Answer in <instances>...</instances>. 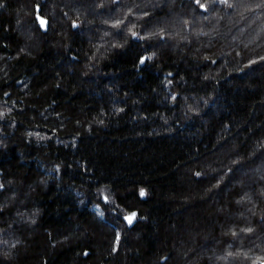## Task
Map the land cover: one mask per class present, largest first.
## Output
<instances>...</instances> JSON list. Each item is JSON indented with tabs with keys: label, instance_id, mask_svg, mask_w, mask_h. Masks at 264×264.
<instances>
[{
	"label": "trees",
	"instance_id": "obj_1",
	"mask_svg": "<svg viewBox=\"0 0 264 264\" xmlns=\"http://www.w3.org/2000/svg\"><path fill=\"white\" fill-rule=\"evenodd\" d=\"M231 3L0 0V264L264 259V4Z\"/></svg>",
	"mask_w": 264,
	"mask_h": 264
},
{
	"label": "snow or ice",
	"instance_id": "obj_2",
	"mask_svg": "<svg viewBox=\"0 0 264 264\" xmlns=\"http://www.w3.org/2000/svg\"><path fill=\"white\" fill-rule=\"evenodd\" d=\"M211 2V11H210V6H209V0H204V2H202V0H192V3L197 6L196 7V10L199 11V12H203V13H208L209 16L211 15V12L213 11H216L217 8L219 6H228L229 8H231L233 6V4L231 3V0H210ZM261 3L264 4V0H261ZM0 7H3L2 4H0ZM260 7V4H257V8ZM36 21L39 23V26L41 29H43L44 31H47V25H48V22L46 19H44L42 16L39 15V8L37 7L36 9ZM148 13H144V15H147ZM205 19L209 18V17H204ZM121 23H123V21L121 19H117L115 21L114 24H112V27L114 28H119ZM74 28L77 27L78 25L74 22L73 25H72ZM134 26V25H133ZM146 35H148L147 33L145 34H141V33H138V32H131V36L133 37V39H139V40H144L146 38ZM164 37L161 36V39H163ZM152 57L151 56H142L140 59H139V63L141 65L145 64L146 61L150 60ZM260 59L264 60V57H260ZM256 61L253 60L251 61V63H255ZM169 75H171V73H169ZM169 83H171V81H169ZM172 99H176V97H172ZM4 113L3 112H0V117H3ZM197 176L200 175V173H196ZM139 195L141 197L145 196L146 193L144 192L143 189H141ZM103 201L104 203H108L109 202V199H108V196L107 195H103ZM99 215H102V213H98ZM136 218V213L135 212H131L129 215H126L123 217V219L129 224L131 225L133 223V221L135 220ZM248 231H251V229H248ZM233 235H235V233H233ZM116 243L118 245L119 243V240H120V236L119 234H117L116 238ZM115 250V249H114ZM256 264H264V259H261V260H258L256 262Z\"/></svg>",
	"mask_w": 264,
	"mask_h": 264
},
{
	"label": "water",
	"instance_id": "obj_3",
	"mask_svg": "<svg viewBox=\"0 0 264 264\" xmlns=\"http://www.w3.org/2000/svg\"><path fill=\"white\" fill-rule=\"evenodd\" d=\"M38 25H39V23H38ZM40 27V26H39ZM42 30V32H45L43 29H41ZM124 222L126 223V225H127V227H131L132 226V224L131 225H129L125 220H124Z\"/></svg>",
	"mask_w": 264,
	"mask_h": 264
},
{
	"label": "rangeland",
	"instance_id": "obj_4",
	"mask_svg": "<svg viewBox=\"0 0 264 264\" xmlns=\"http://www.w3.org/2000/svg\"><path fill=\"white\" fill-rule=\"evenodd\" d=\"M102 196H101V198L103 197V195H105L104 193L103 194H101ZM102 200H103V198H102Z\"/></svg>",
	"mask_w": 264,
	"mask_h": 264
}]
</instances>
